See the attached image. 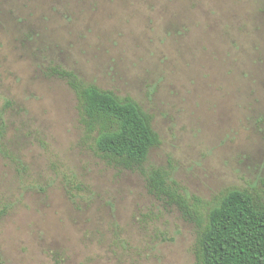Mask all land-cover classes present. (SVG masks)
I'll return each mask as SVG.
<instances>
[{"label":"rangeland","instance_id":"374dc122","mask_svg":"<svg viewBox=\"0 0 264 264\" xmlns=\"http://www.w3.org/2000/svg\"><path fill=\"white\" fill-rule=\"evenodd\" d=\"M55 67L151 116L146 167L202 221L264 199V0H0V264L195 262L197 225L100 158Z\"/></svg>","mask_w":264,"mask_h":264},{"label":"trees","instance_id":"16d2710c","mask_svg":"<svg viewBox=\"0 0 264 264\" xmlns=\"http://www.w3.org/2000/svg\"><path fill=\"white\" fill-rule=\"evenodd\" d=\"M49 75L73 91L84 138L93 143L100 158L117 169L138 172L149 195L197 225L194 264H264V199L260 195L228 190L202 221L169 171L146 167L149 152L160 145L150 115L131 98L85 84L70 71L55 67ZM0 122L1 144L5 130ZM6 212V207H0V218Z\"/></svg>","mask_w":264,"mask_h":264}]
</instances>
